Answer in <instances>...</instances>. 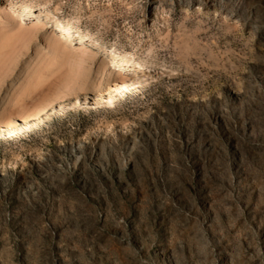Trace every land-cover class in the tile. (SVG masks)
I'll use <instances>...</instances> for the list:
<instances>
[{"label":"rangeland","instance_id":"rangeland-1","mask_svg":"<svg viewBox=\"0 0 264 264\" xmlns=\"http://www.w3.org/2000/svg\"><path fill=\"white\" fill-rule=\"evenodd\" d=\"M34 2L97 43L0 16V264H264V0Z\"/></svg>","mask_w":264,"mask_h":264},{"label":"bare ground","instance_id":"bare-ground-1","mask_svg":"<svg viewBox=\"0 0 264 264\" xmlns=\"http://www.w3.org/2000/svg\"><path fill=\"white\" fill-rule=\"evenodd\" d=\"M12 10H18L23 14H25L27 11L31 12V13H33V11H35L36 14L34 15V13H33L32 15H34V16L38 15V17H39V15L42 16V18L40 17V21H39L40 22V27L38 26L39 28H41L42 26L44 27L46 25V22L48 21L52 25L54 24L56 27H59L60 30H58V32H59V35L61 34L62 37H65L67 39L71 38L72 40L76 39L79 41L78 43H80V41H84L85 39H87L88 42H90V44L96 45V43H97L94 39L89 38V35H87L86 33L76 30L70 23L65 22V21L61 20L60 18H58L53 12L43 10V8L37 7L34 0H0V16L4 15V14H9ZM12 19H13V17H12ZM41 22H42V24H41ZM18 23L21 24L23 22L19 21ZM55 26H53V27L55 28ZM60 37L56 38L58 40V41L56 40L57 41L56 44L60 43V42L63 43L65 41V40L63 41V38H60ZM91 42H93V43H91ZM110 54H111L113 59L120 57L119 56L120 53L117 50L110 51ZM44 107H46V106L44 105ZM43 109L44 108L40 109L39 112L42 111ZM33 114H37V113L35 112Z\"/></svg>","mask_w":264,"mask_h":264}]
</instances>
